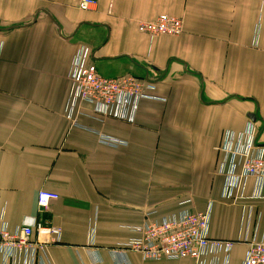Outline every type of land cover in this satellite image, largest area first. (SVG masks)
I'll return each mask as SVG.
<instances>
[{
  "label": "crops",
  "instance_id": "0c3cea01",
  "mask_svg": "<svg viewBox=\"0 0 264 264\" xmlns=\"http://www.w3.org/2000/svg\"><path fill=\"white\" fill-rule=\"evenodd\" d=\"M80 2L0 0V210L10 231L59 228L49 264H194L123 246L149 213L212 203L211 236L241 241L230 263L241 264L245 233L264 234V201L226 203L217 170L227 132L252 124L264 145V0H96L89 11ZM162 14L182 19L183 34L139 31ZM82 46L100 75L149 81L158 99L141 101L132 123L88 103L70 119L68 76ZM41 190L59 195L48 209L37 205ZM249 205L261 220L247 229Z\"/></svg>",
  "mask_w": 264,
  "mask_h": 264
},
{
  "label": "built area",
  "instance_id": "2783aa9c",
  "mask_svg": "<svg viewBox=\"0 0 264 264\" xmlns=\"http://www.w3.org/2000/svg\"><path fill=\"white\" fill-rule=\"evenodd\" d=\"M96 0H81L80 9L89 11L96 6ZM141 33L151 39L159 36H180L184 32L182 19L162 14L152 22L138 25ZM90 50L82 46L73 58L69 79L71 94L67 115L76 116L80 103L92 104L95 112L103 117L134 122L139 105L143 100H156L155 85L133 76L107 78L99 74L95 65L89 63ZM74 126L79 124L73 120ZM256 126L250 124L239 135L227 132L218 165V175L224 183L221 199L233 205L241 202L264 201V145L258 142ZM103 145L118 147L123 142L98 134ZM251 186V193L247 194ZM59 195L41 190L37 195L40 209H48ZM191 200L181 203L190 204ZM213 204L203 212L193 208L162 217L151 218L147 214L142 224L131 227L135 234L123 247L142 255L147 261L168 260L179 262L191 260L194 264H230L233 250L238 242L216 239L211 236ZM243 223L249 229L254 221L261 220V214H255V207L242 208ZM37 233V239L33 236ZM59 228L46 227L38 223L17 227L10 231L5 220V208L0 210V256L4 264H49V244L61 241ZM241 240V239H240ZM247 244L241 264H264V234L249 238L248 232L242 239Z\"/></svg>",
  "mask_w": 264,
  "mask_h": 264
},
{
  "label": "water",
  "instance_id": "95a60500",
  "mask_svg": "<svg viewBox=\"0 0 264 264\" xmlns=\"http://www.w3.org/2000/svg\"><path fill=\"white\" fill-rule=\"evenodd\" d=\"M249 118L252 120V121H256V118H255V115L254 114H251V115H249Z\"/></svg>",
  "mask_w": 264,
  "mask_h": 264
}]
</instances>
